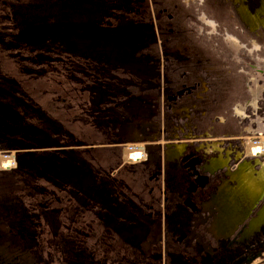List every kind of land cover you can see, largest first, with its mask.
<instances>
[{"label":"flooded vegetation","instance_id":"1","mask_svg":"<svg viewBox=\"0 0 264 264\" xmlns=\"http://www.w3.org/2000/svg\"><path fill=\"white\" fill-rule=\"evenodd\" d=\"M124 1L111 9H126L138 40L146 38L137 55L147 64L137 71L148 74L132 81L140 88L127 96L134 104L119 101L100 114L111 121L119 142L142 144L135 166L117 168H127L129 180H142V193L127 199L131 209L118 195L105 200L107 194H93L104 202L100 209L107 208L97 211L98 221L102 226L116 223L126 233L118 243L123 245L119 249L112 238L103 243L97 230L92 241L86 231L73 244L62 236L60 264H251L256 256L264 264V161L247 157L241 135L206 136L194 121L204 113L198 101L221 86L214 81L213 62L228 61L233 56L228 51L235 50L228 40L240 41L238 33V38L228 33L226 10L241 32V22L253 27L263 21L257 10L264 13V0ZM256 94L252 89L245 105L254 107ZM234 105L232 114L240 123L244 105ZM263 150L261 145L250 154ZM5 228L0 219V264H34L21 250L8 257L2 253L1 246L8 244Z\"/></svg>","mask_w":264,"mask_h":264},{"label":"rangeland","instance_id":"2","mask_svg":"<svg viewBox=\"0 0 264 264\" xmlns=\"http://www.w3.org/2000/svg\"><path fill=\"white\" fill-rule=\"evenodd\" d=\"M53 1L51 0V5ZM67 2L69 4L71 0H67ZM115 3L125 5L124 0H89L86 3L73 5L80 7L76 8L77 10L83 9L82 12H76L73 10L75 7L64 3L62 5L63 11H66V16L63 15V22L58 27L61 26L62 29L63 27L65 29L60 36L56 37L57 41L55 39L45 41L47 39H44L46 43L38 44L37 38L41 32L39 24L34 22L33 18L30 23L36 27L34 30L36 39L33 40L35 42L31 43V47L27 45V38L32 35L26 34L25 30H21V37L17 39L19 41L17 49L21 47L25 54L34 55L40 51V55L48 56L44 58V56L39 55L44 60L35 69V71L40 70L43 77L37 76L33 71L34 69H27L28 73L26 74L32 73L31 77L28 76V78L31 79V90L35 94L39 95L44 90L57 87L60 98L55 99V101L59 100L56 103L58 107L54 104V98L57 96L53 97L48 94L45 95L46 106L57 110L61 125L65 130L71 131V133H64L65 138L71 144L46 145L42 149L76 150L70 153L68 158L70 165L69 167L65 165L62 177H56L53 180V171H49L48 176L51 180L48 181V193L38 199V202L33 201L31 207L35 209L34 205H36L42 208L49 203L55 208H61L62 205H67L66 200H69V204L73 202L80 211L72 214L67 212L71 205L67 206L65 210L59 212L56 226L52 225L53 222L47 223L45 219H43L44 221L40 220L44 223L39 234H35L36 237L29 239L28 242H24V240L21 243L34 248V250H30V256L23 255V258L25 256L30 257L35 262L34 264H60L61 255L59 256L58 246L61 244L59 238L63 236L65 242L69 241L73 244L82 239L85 231L89 237L88 241L93 240L94 231H102V242L112 238L120 249L123 244L118 243L124 242L122 238L126 233L119 231L114 225L116 223L109 222L102 226L98 221L97 211L104 212L107 209H100V205L104 202L96 201L90 205L91 209L88 207L87 210L83 205L84 203H92L93 194L103 193L108 195L105 200L110 199L112 194L118 195L120 202L125 205L124 207L131 209L132 205L127 199L136 193H142L138 184L142 183V180H129L127 178L128 169L125 167H120L121 173L119 170L117 171L118 165L122 163H125L123 166H135L138 161L127 159L124 155L125 149H140L142 144H135L136 142L132 140L123 141L124 143L119 142L121 140L116 139L111 131V121L98 112H87L81 107L82 114L76 117L70 115L74 112L71 109L72 104H76L74 98H77L80 92L82 93L80 100L83 106L85 103H94V106L99 103L100 108L104 111L107 105L111 107L123 100L134 104L135 101L128 99L127 96L136 93L140 88L133 82L136 83L138 77L141 78L148 74L137 71V69H141V66L144 67L147 64L146 59L137 55L139 50L137 48L142 45L144 48L146 38L138 40L140 35L137 37L135 25H129L132 15L126 9H111L112 4ZM93 5L98 6L95 8L96 10H94ZM3 10L6 9L3 8ZM226 12V17L229 18V20H225L229 27L228 33H233L237 38V35H240V41L236 42V38L233 41L227 39L235 49L228 51L233 56L229 57L228 61L223 59L220 62H213L215 67L214 81L220 82L221 86L215 85L210 88L208 96L198 101L204 113L197 114L194 121L198 129L207 131L206 136L241 135V149L247 157H257L264 161V150L260 154L251 155L246 147L250 140L261 142L264 147V19L259 25L253 27L241 22L240 32V25L233 19L231 11L228 9ZM257 16L264 18L262 10H257ZM50 17L52 21L53 16ZM232 23L238 24V28H232ZM52 25L55 26L54 23ZM10 26L15 27L12 23ZM52 29L54 32V28ZM53 32L47 28L43 37L48 33L53 35ZM40 45L48 47L47 50L50 51L47 54L42 52L44 49L40 48ZM238 46L241 52L237 51L236 54ZM222 47L225 46L220 45L219 48L222 49ZM238 68H241V71H237ZM23 73L20 72L21 75L27 76ZM155 73L158 75V72ZM38 74L40 75V73ZM252 89L257 92L254 107L251 103L245 105L247 100H251ZM134 96L131 95L132 98ZM61 97L65 98L61 100L62 102H60ZM236 102L244 105L240 123L238 122L240 118L232 114V107L235 106ZM75 110L78 111L77 108ZM215 115L223 116L224 119L222 117L216 119ZM221 119L223 120L221 121ZM47 142L48 144H56L57 141L49 139ZM1 149L0 156L12 157V165L8 168L0 167V172H3L16 166V149ZM4 153L6 155H3ZM258 169H260V161ZM86 173H89V176H86ZM57 180L60 183V189H56L55 182ZM75 193L77 195L73 197L72 195ZM25 205L29 206L30 203ZM46 211L52 216L51 214L54 213L55 209L51 207ZM34 218L35 216L32 217V221H36ZM53 240L55 241L54 246L52 245ZM70 246L73 247V245ZM74 249L73 247L72 250ZM259 262L260 260L256 256L251 264H258Z\"/></svg>","mask_w":264,"mask_h":264},{"label":"trees","instance_id":"3","mask_svg":"<svg viewBox=\"0 0 264 264\" xmlns=\"http://www.w3.org/2000/svg\"><path fill=\"white\" fill-rule=\"evenodd\" d=\"M86 1L89 0H71L68 4L67 0H54L51 5V0H0V145L1 148L16 149L17 162L14 168L0 172L3 174H0V219H5V241L8 242L6 246H1V251L5 256H12L19 250L22 252V257L23 255H31L32 246L21 243L24 240V242H28L29 239L39 234L44 223L40 222L41 219L42 221H44L43 219L47 220V223L53 222L52 225L56 226L59 212L65 210L67 206L71 205L67 212L72 214L80 211L73 202L69 204V200H66L67 205H62L61 208H55L47 202V205L42 208L36 205H34L35 209L31 207L33 201L38 202V199L47 195L48 181L51 180L48 176L49 171H53V180L56 177H62L65 165L67 167L70 165L68 163L70 153L76 150L42 149L46 145L71 144L64 135V133H71V131L65 130L61 125L58 111L46 106L45 95L57 96L54 101L60 98L57 87H52L53 89L47 91L43 89L41 94H35L31 90V79L28 78V76L31 77L32 73L26 74L28 70L34 69L33 71H35L36 67L48 56L40 55L39 48L37 54H25L21 47L17 49V44H19L17 39L21 37V30H25L26 34L32 35L27 38V45L31 47V43L35 42L33 40L36 39L34 35L36 27L30 23L33 18V21L39 24L41 32L37 38L38 44L46 43L44 39H47L45 41H50L49 39L57 41L56 37L60 36L65 29L64 27L62 29L61 26L58 27L63 22V15L66 16V11H63L64 3L75 7L73 5L86 3ZM93 6L94 10L98 7ZM76 8L80 7L77 6L73 9L76 12L83 11V9L77 10ZM51 15L53 22L50 20ZM11 23L15 27L10 26ZM52 23H54V27ZM47 28L50 32H53L52 28H54V36L48 33L43 37ZM40 48L44 49L42 52L46 54L50 51L44 45H40ZM39 55L44 56V58ZM36 71L37 76H42L40 70ZM20 72H24L23 74L27 76L21 75ZM81 98L82 93L80 92L79 96L74 98L76 104H72L71 109L74 112L70 115L76 117L82 114L81 107L87 112L100 113L99 103L96 106L94 103H85L86 105L83 106ZM63 99L65 98L61 97L60 102ZM58 101H55L54 104ZM56 107H58L57 104ZM49 139L57 141L56 144H48L47 140ZM86 176H89V173H86ZM55 186L56 189H60L58 180L55 182ZM75 195L77 194L72 196L75 197ZM92 200V203H88L87 208L99 201L97 198H92ZM27 203L30 205L26 206ZM51 207L55 209L54 213L51 214L52 216L46 211ZM33 216H35L36 221H32ZM58 252H60L59 246ZM26 256L28 261L32 260Z\"/></svg>","mask_w":264,"mask_h":264},{"label":"bare ground","instance_id":"4","mask_svg":"<svg viewBox=\"0 0 264 264\" xmlns=\"http://www.w3.org/2000/svg\"><path fill=\"white\" fill-rule=\"evenodd\" d=\"M247 149L248 152L251 154H256L261 150V145L260 143H251L248 142L247 144ZM125 157L129 160H138V158L141 157V151L137 148H133V149H125ZM12 163V157H8V158H4V157H0V165L3 168H8Z\"/></svg>","mask_w":264,"mask_h":264},{"label":"built area","instance_id":"5","mask_svg":"<svg viewBox=\"0 0 264 264\" xmlns=\"http://www.w3.org/2000/svg\"><path fill=\"white\" fill-rule=\"evenodd\" d=\"M3 155H6L5 153ZM132 161H136V160H132Z\"/></svg>","mask_w":264,"mask_h":264},{"label":"water","instance_id":"6","mask_svg":"<svg viewBox=\"0 0 264 264\" xmlns=\"http://www.w3.org/2000/svg\"><path fill=\"white\" fill-rule=\"evenodd\" d=\"M111 7H115V6H111ZM118 7H121V6H118Z\"/></svg>","mask_w":264,"mask_h":264}]
</instances>
